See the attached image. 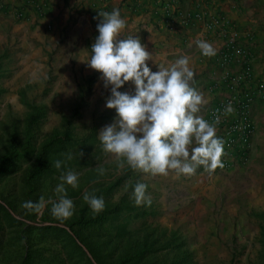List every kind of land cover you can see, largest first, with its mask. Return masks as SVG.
Here are the masks:
<instances>
[{"label":"rangeland","instance_id":"obj_1","mask_svg":"<svg viewBox=\"0 0 264 264\" xmlns=\"http://www.w3.org/2000/svg\"><path fill=\"white\" fill-rule=\"evenodd\" d=\"M34 1L0 0V161L13 145L24 153L0 176V264H22L29 248L36 264L86 263L66 233L41 227L70 230L81 214L117 206L121 211L106 222L80 231L106 264L143 246L149 252L134 264H264V122L259 139L230 151L206 118L215 134L203 145L192 133L170 142L158 130L174 106H163L166 95L134 127L124 109L146 101L99 80L75 114L103 62L99 46L71 13L46 12L54 25L28 22L45 17ZM35 107L41 119L27 144ZM67 128L75 140L46 155L51 167L28 183L42 145Z\"/></svg>","mask_w":264,"mask_h":264},{"label":"crops","instance_id":"obj_2","mask_svg":"<svg viewBox=\"0 0 264 264\" xmlns=\"http://www.w3.org/2000/svg\"><path fill=\"white\" fill-rule=\"evenodd\" d=\"M33 3L40 10L39 16L45 13V17L31 19L29 15L28 22L37 20L54 25L56 20L49 19L47 13L57 16L63 11L77 17L78 25L91 30L87 35L91 36L92 44H98L103 59L97 76L100 84L116 86L118 92L134 97L136 102L146 101L124 109L132 126L140 127L138 119L154 113L155 107L150 103H158L166 95L163 106H174L163 112L165 120L158 130L169 136L170 142L178 135L190 140L192 133L196 136L193 143L203 145L214 136L215 130L204 122L206 112L230 94L229 75H243L247 68L250 75L245 77L244 88L257 91L264 84V0H107L105 4L102 0H35ZM202 5L208 7L211 17L223 19L217 27L207 29L203 22L181 21L180 17L194 13ZM168 9L175 15L172 21ZM230 37L236 39L243 55L224 62L219 55ZM207 51L212 53L211 57L205 55ZM251 113L258 127L253 139H259L262 132L258 124L264 122V98L259 93Z\"/></svg>","mask_w":264,"mask_h":264},{"label":"built area","instance_id":"obj_3","mask_svg":"<svg viewBox=\"0 0 264 264\" xmlns=\"http://www.w3.org/2000/svg\"><path fill=\"white\" fill-rule=\"evenodd\" d=\"M107 0H102V3H106ZM105 5H102L104 8ZM100 8V10L102 9ZM168 8V7H167ZM169 20L175 19L174 13L167 10ZM183 23L195 24L203 22L207 29L217 27L221 21L220 18H214L210 16V12L207 6H200V8L194 13H189L180 17ZM199 41V40H197ZM207 57H211L210 51L205 52ZM235 55H243L242 48L237 44L234 37L228 38L225 43V48L221 51L220 60L227 62ZM250 75L249 69L246 68L243 75L241 73L235 75H229L227 80L228 89L231 90L230 94L219 101V103L211 108L207 113V120L220 129L219 145L225 148L227 151L233 150L237 147L247 146L255 132V124L252 120L251 112L252 106L259 95L264 98V84H260L253 91L246 89L243 86L245 77ZM231 114L235 117L231 118Z\"/></svg>","mask_w":264,"mask_h":264},{"label":"trees","instance_id":"obj_4","mask_svg":"<svg viewBox=\"0 0 264 264\" xmlns=\"http://www.w3.org/2000/svg\"><path fill=\"white\" fill-rule=\"evenodd\" d=\"M124 1L127 2L128 0L127 1L124 0ZM131 1H136V0H131ZM99 69L100 67L97 66L94 73L88 77L86 90L83 94V97L80 99V101L78 102L75 108V114H77L79 110L83 107V104L86 103V97L92 94L93 88H94V85H95V82L97 80V76L99 73ZM41 112H42L41 108L35 107L34 112L29 117L27 127H26V134L28 136L27 144H30V141H31L30 138H31V135H33L32 131H33L34 126L37 125L41 119ZM74 140L75 139L73 137V133L71 129L67 128L62 134L56 133L48 141H46L41 147V151H40L39 159H38L39 161L27 173V177H26L27 182L30 183L31 180H34L37 177H40L51 167L50 163H47V161L44 160L45 159L44 157L46 155H50V154L54 155V154L59 153L60 151L65 149L68 143H71ZM23 154H24L23 152L19 151L13 145L11 149L1 158L0 176L5 174L7 171H9L12 168L13 163L16 160H18L20 157H22ZM119 210L120 209L117 206L114 208H105L103 210H100L99 212H97L96 214L90 217H87L86 215L81 214L79 217L71 221L69 225H67L70 228V230H68L67 228L59 227V226H42L41 229L52 230L55 228L63 233H66L67 236H69L70 240H72V242L74 243V249L77 252L79 250L82 251V254L86 258V263H83V264H94V263L90 259V257L87 255L86 251L84 250L81 244L86 246L91 251L94 257L98 260L99 264H106L102 259L98 257L99 255L98 253H96V251H94V248L90 246L83 239V237H81L80 231L88 230V229L100 226V224L106 222L110 218L111 215L116 214L117 212H119ZM78 238H80V241L82 243L79 244V242L77 241ZM146 251L149 252V250H147V248L143 246L140 250H137L135 254H129L127 256H123L118 262V264H134L133 260L137 257L136 255L138 254L143 255L145 254ZM34 258H35L34 250L29 248L24 256V260L22 264H36L34 261ZM186 262H187L186 259H181L179 263L171 262L169 264H185Z\"/></svg>","mask_w":264,"mask_h":264},{"label":"water","instance_id":"obj_5","mask_svg":"<svg viewBox=\"0 0 264 264\" xmlns=\"http://www.w3.org/2000/svg\"><path fill=\"white\" fill-rule=\"evenodd\" d=\"M81 245H82L83 248L87 251L88 255L91 257V259L93 260V262H94L95 264H97L96 261L93 259L91 253L88 251V249H87L83 244H81Z\"/></svg>","mask_w":264,"mask_h":264}]
</instances>
